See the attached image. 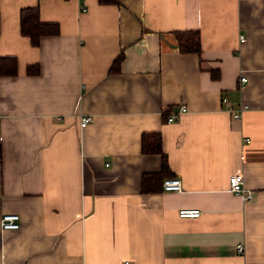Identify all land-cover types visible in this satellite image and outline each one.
I'll return each instance as SVG.
<instances>
[{
	"label": "crops",
	"instance_id": "crops-1",
	"mask_svg": "<svg viewBox=\"0 0 264 264\" xmlns=\"http://www.w3.org/2000/svg\"><path fill=\"white\" fill-rule=\"evenodd\" d=\"M26 7L59 33L33 44ZM190 29L199 53L179 48ZM3 57L17 73H0V264H264V0H0ZM223 96L249 108L234 119ZM155 132L169 169L148 182L182 191L144 189L163 170L142 151Z\"/></svg>",
	"mask_w": 264,
	"mask_h": 264
},
{
	"label": "trees",
	"instance_id": "trees-1",
	"mask_svg": "<svg viewBox=\"0 0 264 264\" xmlns=\"http://www.w3.org/2000/svg\"><path fill=\"white\" fill-rule=\"evenodd\" d=\"M103 3H119V0H100ZM59 26L57 23L44 22L40 18V12L38 7H26L21 11V32L25 36H29L33 44L38 45L43 35H54L59 33ZM176 38L178 45L183 52H200L201 51V35L199 30H176ZM123 55H120L115 59L110 67L111 72L118 71L120 69L121 60ZM38 65H32L28 67L29 73L39 72ZM0 73L3 75H14L17 73V62L15 58L3 57L0 59ZM214 74L213 76H216ZM218 76V75H217ZM142 151L143 152H160L163 153V170L160 173L146 174L144 176L143 185L144 189L151 191L152 189H162L161 186L153 187L148 179L150 177H157L161 179L163 175L169 169L168 159L163 152L162 137L157 132L144 133L142 136ZM2 153V146L0 143V155Z\"/></svg>",
	"mask_w": 264,
	"mask_h": 264
},
{
	"label": "built area",
	"instance_id": "built-area-1",
	"mask_svg": "<svg viewBox=\"0 0 264 264\" xmlns=\"http://www.w3.org/2000/svg\"><path fill=\"white\" fill-rule=\"evenodd\" d=\"M240 40L244 41L245 36L240 35ZM248 80L245 74H241V81L246 82ZM223 103L227 106V109L231 112L234 119H240L243 112L249 108L247 104L240 103L238 106H234L232 100L223 96ZM188 110L185 104L177 107V109L167 116V121L172 122L178 118L181 114ZM92 120L91 115H84L81 117V126H85ZM229 188L231 191L237 192L243 196L245 200H253L255 198L254 190L247 187L245 184V177L242 173H234L229 177ZM162 190L164 191H182V182L179 177L168 176L162 181ZM201 210L198 208H181L179 210L180 216L195 217L201 215ZM21 226V216L18 212H5L1 217V227L2 229H19ZM244 244L239 242L237 244V249L239 252L244 251ZM128 263V262H127Z\"/></svg>",
	"mask_w": 264,
	"mask_h": 264
}]
</instances>
